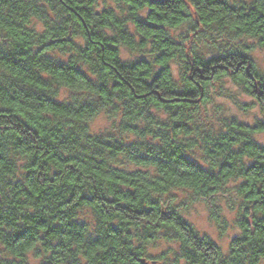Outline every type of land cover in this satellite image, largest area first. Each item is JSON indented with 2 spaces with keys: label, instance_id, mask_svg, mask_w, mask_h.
Listing matches in <instances>:
<instances>
[{
  "label": "clouds",
  "instance_id": "1",
  "mask_svg": "<svg viewBox=\"0 0 264 264\" xmlns=\"http://www.w3.org/2000/svg\"><path fill=\"white\" fill-rule=\"evenodd\" d=\"M231 2L240 5L238 11L248 16L247 20L240 21L241 28L226 26L220 17L211 27L197 24V20L212 14V9L202 6L203 0H171L172 10H162L166 18L158 21L165 25L164 30L157 32L151 43L140 45L135 39L141 34V28L135 23L136 18L152 19L155 16V13L149 15L150 5L145 0H92L91 25L103 28L102 34L105 37L114 36L123 45L116 54L117 63L131 62L139 64V67L122 73L116 68L104 72V65L92 49L86 53L92 57L87 62L80 60L78 55L63 57L65 64L74 61L80 63L83 70L92 77L93 83L103 80L107 84L120 73L134 89L143 87L137 78L145 77L149 90L155 88L160 96L173 92L200 94L202 99L192 106L172 107L170 101L166 106L151 100L137 103L133 93L124 91L109 93L104 98L99 94L64 93L55 101L80 114L79 120L74 121L78 129L73 133L76 143L83 145L90 154L100 151L102 162L109 169L118 158L98 148L97 142H131L134 155L147 152L155 158H162L177 177L196 176L201 171L206 175L227 177L230 172L231 178L221 179L217 185L220 189H226L222 199L207 194L208 181L203 178L200 181L202 187L193 185L189 192H184L176 200H172L171 193L168 197H158L162 205L157 207L174 208L180 216L188 217L193 223L198 222L194 219L192 208H201L203 202H207V224L200 227L197 240L192 238L195 231L192 224L181 230L175 223L167 222L159 231L152 230L150 225L147 229H141L140 225L144 221H137L131 236L110 234L112 226L105 222L106 217L102 214L109 210L102 208V202L96 200L92 193L95 191L111 196L114 194L113 186L98 184L96 179H90L93 177L90 166H80V170L73 173L55 161L48 167L41 165L36 172L25 176L32 152L8 145L0 148V153L11 157L14 162L0 160V177H3L0 178V214L4 215V219H0V257L16 256L19 264H135L127 254V248L135 250L138 245L140 255L145 258L150 254L158 257L160 264H264V230L253 227L251 223L258 209L249 205L246 213L249 223L245 224L243 193L237 191L239 172L244 170L249 160L264 159V151L247 146L245 142L251 141L252 136L238 132L232 123L247 122L249 128L264 124V100L254 107L242 106V101L247 99L243 95L247 81L242 77L207 72L205 79L197 78L201 74V65L207 68L221 54L230 57L229 62L234 68L239 65L240 72L264 76V18L261 17V13H264V0ZM17 3L19 8L10 14L9 7L0 3V14H5L0 18V25L9 21L19 25L11 33L0 34V47L12 50L13 53L20 46L17 43L20 32L24 33L22 42L39 45L44 39L70 35L78 28L67 19L65 6L68 0H17ZM180 8L189 15L187 18H179V23L174 24L172 17ZM98 9L101 11L97 15ZM105 12L108 14L105 15ZM224 19L231 22L235 16H225ZM106 24L111 27H104ZM122 31L130 34V42H124ZM75 40L78 42L77 48L86 44L82 33ZM52 51L55 53L54 49ZM161 56L165 59L162 60ZM43 61L44 57L36 49L29 50L28 64L39 68ZM57 91L53 85L51 94ZM100 114L103 115V121L97 123L96 116ZM176 122L191 128V132L177 135L174 127ZM53 123L56 127L52 134H44L46 139L53 141V151H57V154L68 151L82 155L71 143L61 146V137L69 130L63 128L62 121ZM130 127H135L136 131L130 132ZM229 136L235 137V143L227 139ZM255 139L264 147V134L257 135ZM237 145L242 154L234 155ZM185 151L189 155H178ZM192 156L195 159H191ZM228 159L232 161L230 169L223 174L213 172L214 168ZM119 160L125 162L124 167H129L128 157L123 153ZM183 161H187L191 167H184ZM53 167H60L61 173L55 182L49 184L47 181ZM6 168L9 169L7 172ZM41 171L43 176L40 175ZM163 174L168 180L173 179L167 171ZM8 176L18 180L19 186L7 185L5 180ZM261 179H264V175ZM93 185H96L95 189ZM21 189L28 195H24ZM80 193H84L85 198ZM145 194L152 193L145 188L142 197ZM87 199H91V202H86ZM259 211L264 212V208ZM38 217L48 221L44 227H50L54 217L60 231L49 234L43 228L38 230L39 226L33 223ZM25 225L31 227L21 239L11 236L17 227L23 228ZM75 225L80 227L75 228ZM149 230L152 231L151 237L147 236ZM62 232H70V235L64 237ZM94 236L100 240L95 246L89 243ZM212 240L217 242L218 247L204 243ZM233 240L240 242L229 243ZM49 244L51 248L46 247ZM0 264H6L5 260L0 259ZM8 264H18V261L10 260Z\"/></svg>",
  "mask_w": 264,
  "mask_h": 264
},
{
  "label": "trees",
  "instance_id": "2",
  "mask_svg": "<svg viewBox=\"0 0 264 264\" xmlns=\"http://www.w3.org/2000/svg\"><path fill=\"white\" fill-rule=\"evenodd\" d=\"M0 3L9 7L8 14L19 8L17 0H0ZM91 3L92 0H68L65 6L67 19L78 26L77 30H73L70 35H61L55 38L49 37L37 45L22 42L24 41V33L20 32L17 39V43L20 46L14 53L12 50L0 47V148L11 145L13 148H25L26 151L32 152L30 165L25 171V176L36 172L41 165L48 167L52 161H55L58 165L66 166L73 173L78 172L80 166H90V170L93 173V177H90V179H96L98 184L113 186L112 191L114 194L111 196H105L95 191L92 193L96 200L102 202V208L109 210L102 214L106 217L105 222L112 226L109 230L110 234L122 233L125 237L131 236L134 230L133 226L137 221H144L140 225L141 229H147L150 225L152 230L159 231L160 227L167 222L168 224L175 223L177 228L185 230L186 226L191 223L185 217L180 216L174 208L167 206L157 207L162 205V200L158 199V197H168L171 193L172 200H176L184 192H189L193 185L202 187L203 185H201L200 181L203 178L208 181L207 194L209 196L217 195L222 199L226 189H220L217 185L221 179L231 178L232 174L230 172L227 177L223 175H206L202 171L196 176L177 177L172 172L169 164L162 158H155L151 153L147 152L143 155H134V148L131 142L121 141L116 144L111 142L101 144L97 142L98 148H102L104 152L112 153L118 158L109 169L102 162L100 151L90 154L83 145L76 143L73 133L78 131V129L75 128L74 121L79 120L80 114L55 102L63 95V92L99 94L104 98L109 93L124 91L133 93L137 103L151 100L156 104L166 106L167 102L170 101V106L172 107L181 105L192 106L202 99L200 94L178 92L160 96L155 88L149 90L148 84L145 83V77L137 78L138 83L143 84V87L134 89L127 80L123 79L120 73H117L107 84L103 80L93 83L92 77L83 70L80 63L74 61L65 64L64 56L78 55L80 60L90 61L92 57L86 55V53L88 49H92L99 58L100 63L104 65V72H110L112 68H116L120 69L122 73L125 70L134 71L139 67V64L131 62L126 64L117 63L118 57L116 54L120 52L123 45L114 36L105 37L102 34L103 28L91 25ZM145 3L150 5L149 15L155 13V16L152 19L136 18L135 23L141 28V34L135 39L140 45L151 43L155 34L164 30L165 25L158 23L161 19L166 18L163 16L162 10H172L171 0H145ZM202 6L206 9H212V14L197 20V24H207L211 27L212 24L218 22L217 17H220L226 26L241 28L240 21L248 19L247 14L238 11L240 5L231 2V0H203ZM100 11L99 9L96 10V14L98 15ZM107 14L105 12V15ZM3 15L5 14H0V18ZM188 15L183 8H180L176 11L175 16L172 17L173 23L178 24L179 18H187ZM225 16H235V19L229 22L228 19H224ZM261 17L264 18V13H261ZM104 27H111V25L106 24ZM13 28H19V25L11 21L6 22L0 25V34L11 33ZM189 32L191 33V29H189ZM81 33L85 37L86 44L77 48L76 44L78 42L75 37ZM121 35L124 37L125 43L130 42V34L122 31ZM32 48L36 49L40 56L44 57L43 64L39 68L33 67L26 62L29 50ZM53 49L55 53L52 51ZM161 51H163V48ZM161 59L163 60L165 57L161 56ZM229 60L230 57L225 54L218 55L207 68L201 65L199 70L201 74L197 78L205 79L207 72H212L213 75L223 73L229 77L233 75L242 77L247 81L243 92L252 97L257 103L264 100V76H253L251 72H240L238 70L239 65L234 68ZM43 65H48V67ZM53 85L58 89L55 94H51ZM105 88L108 90L105 91ZM53 121H62L63 128L69 130L61 137V146L71 143L77 151L82 152V155L78 156L76 152L68 151L57 154V151H53V141L46 139L44 135L45 133L52 134V130L56 127ZM232 123L238 132L252 136L253 139L251 141L245 142L247 146L254 147L258 151H264V147H261L259 141L255 139L257 133L264 132V124L259 127L254 125L249 128L248 123H237L236 121ZM174 127L177 135H187L191 132V128H185L181 122H176ZM128 130L135 132L136 128L130 127ZM56 131H59V129H56ZM37 138H39L38 142H36ZM227 139L235 143V137L229 136ZM50 153L51 155H49ZM122 153L128 157L127 164L129 167H124L125 162L119 160ZM233 154H242L239 150V145H237V152ZM178 155L183 157L189 155V153L185 151ZM191 159H195V156H192ZM0 160L14 163L11 157L5 156L3 153H0ZM183 165L184 167H191L187 161H183ZM231 167V159L224 160L221 165L213 169V172L223 174ZM8 170L6 168L5 172ZM165 171L172 175L173 179L171 181L163 174ZM60 173V167H53L52 175L47 182L49 184L55 182ZM40 175H44L43 171L40 172ZM262 175H264V159L249 160L244 170L239 172V188L237 189V191L243 193V211L245 213L243 222L245 224L249 223L246 213H248L249 205H251L258 209L254 214L255 220L251 223L253 227L259 230H264V212L259 211V209L264 208V179H261ZM5 183L13 187L19 186L18 180L13 179L11 176L6 178ZM76 186L79 187L80 185L77 183ZM92 187L95 189L96 185ZM145 188L149 189L152 194H145L142 197V192ZM233 188H235V185H233ZM21 191L23 192V189ZM23 194L28 195L27 192H23ZM80 195L85 198L84 193H80ZM86 202H91V199H87ZM65 203H70V201H65ZM204 203L207 205V202ZM0 219H4L3 214H0ZM33 223L39 226L38 230L43 228V231L49 234L54 231H60L56 227L57 221L54 217L50 227H44L48 221L43 217L36 218ZM30 227L31 225H25L23 228L17 227L11 233V236L15 239H21ZM74 227L79 228L80 225H75ZM192 228L195 229L192 238L196 241L199 231L193 225ZM5 235L8 236L9 233L6 232ZM61 235L67 237L70 232H62ZM151 235L152 231L149 230L147 236L151 237ZM237 242L240 241H230V243ZM89 243L95 246L100 243V240L94 236ZM129 243L131 242L129 241ZM204 243L206 245L211 243L212 246L218 247L213 241H205ZM61 246L57 245V247ZM46 247L51 248V244L46 245ZM138 249V245L135 250L132 247L127 248V254L135 261V264H160L158 257H153L150 254L148 258H145L139 254ZM49 254L53 255L52 252ZM0 259H4L6 264L10 260H17L19 264V258L16 256L0 257Z\"/></svg>",
  "mask_w": 264,
  "mask_h": 264
},
{
  "label": "rangeland",
  "instance_id": "3",
  "mask_svg": "<svg viewBox=\"0 0 264 264\" xmlns=\"http://www.w3.org/2000/svg\"><path fill=\"white\" fill-rule=\"evenodd\" d=\"M264 55V54H262ZM65 92H63L64 94ZM243 95L245 97H247V99L242 101V106L244 108H249V107H254L256 106L257 102L252 99V97H250L249 95L245 94L243 92ZM103 121V115H97L96 116V122L97 123H101ZM247 123V122H244ZM260 134H264V132H260L257 133L255 136L260 135ZM208 207L206 205V203L203 202L202 207L201 208H192V212L194 214V219L198 222V223H193V220H190L188 217H185L198 231H200V227L207 224V213H208ZM196 213H199L200 215H195ZM210 227V225H209ZM205 235H207V233H204ZM213 242H215L217 244V242L215 240H212ZM230 243V241H229Z\"/></svg>",
  "mask_w": 264,
  "mask_h": 264
}]
</instances>
